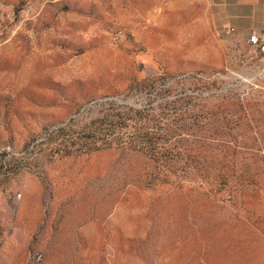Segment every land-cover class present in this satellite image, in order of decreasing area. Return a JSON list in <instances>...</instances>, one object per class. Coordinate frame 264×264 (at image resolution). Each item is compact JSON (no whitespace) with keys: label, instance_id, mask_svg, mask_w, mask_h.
Instances as JSON below:
<instances>
[{"label":"rangeland","instance_id":"1","mask_svg":"<svg viewBox=\"0 0 264 264\" xmlns=\"http://www.w3.org/2000/svg\"><path fill=\"white\" fill-rule=\"evenodd\" d=\"M215 11L0 0V264H264V53ZM146 76L155 90L131 88ZM176 97L181 186L148 183L141 152L50 136Z\"/></svg>","mask_w":264,"mask_h":264},{"label":"trees","instance_id":"2","mask_svg":"<svg viewBox=\"0 0 264 264\" xmlns=\"http://www.w3.org/2000/svg\"><path fill=\"white\" fill-rule=\"evenodd\" d=\"M158 84L155 78L146 76L135 80L131 88L152 91ZM179 99L180 97L170 101L161 100L158 104L151 106L145 102L139 105L127 102L117 103L86 125V130L84 129L86 138L79 142L72 138L73 135L66 131L64 126H59L50 136L53 134L59 136L60 131L65 130L58 142V148L63 152H72V149L76 150L82 145L92 150L118 147L122 150L141 152L147 156L150 164L145 171L148 183H169L181 186L185 179H193L194 174H190V171L187 174L182 171V168L177 171L175 168L176 165L179 166L184 152L177 146L181 139L178 128L168 122L170 115L164 111L169 103L174 104L180 101ZM187 157L190 158L189 155Z\"/></svg>","mask_w":264,"mask_h":264},{"label":"crops","instance_id":"3","mask_svg":"<svg viewBox=\"0 0 264 264\" xmlns=\"http://www.w3.org/2000/svg\"><path fill=\"white\" fill-rule=\"evenodd\" d=\"M222 26L242 33L264 35V0H211Z\"/></svg>","mask_w":264,"mask_h":264},{"label":"built area","instance_id":"4","mask_svg":"<svg viewBox=\"0 0 264 264\" xmlns=\"http://www.w3.org/2000/svg\"><path fill=\"white\" fill-rule=\"evenodd\" d=\"M248 41L264 53V35L256 31H251L248 34Z\"/></svg>","mask_w":264,"mask_h":264}]
</instances>
